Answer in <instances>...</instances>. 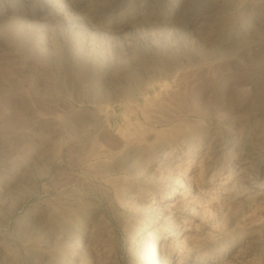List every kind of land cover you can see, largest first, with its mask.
<instances>
[{"label":"rangeland","instance_id":"374dc122","mask_svg":"<svg viewBox=\"0 0 264 264\" xmlns=\"http://www.w3.org/2000/svg\"><path fill=\"white\" fill-rule=\"evenodd\" d=\"M0 264H264V0H0Z\"/></svg>","mask_w":264,"mask_h":264},{"label":"bare ground","instance_id":"6f19581e","mask_svg":"<svg viewBox=\"0 0 264 264\" xmlns=\"http://www.w3.org/2000/svg\"><path fill=\"white\" fill-rule=\"evenodd\" d=\"M252 185H255V186H256V185H259V181H258V182L256 181V182L253 183ZM151 241H152V244H153V245L156 244V239H155V238H153ZM151 251H152V249H151Z\"/></svg>","mask_w":264,"mask_h":264}]
</instances>
